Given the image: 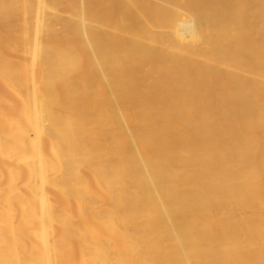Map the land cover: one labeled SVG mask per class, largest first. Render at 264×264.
Instances as JSON below:
<instances>
[{"label":"bare ground","instance_id":"obj_1","mask_svg":"<svg viewBox=\"0 0 264 264\" xmlns=\"http://www.w3.org/2000/svg\"><path fill=\"white\" fill-rule=\"evenodd\" d=\"M0 264H264V0H0Z\"/></svg>","mask_w":264,"mask_h":264}]
</instances>
